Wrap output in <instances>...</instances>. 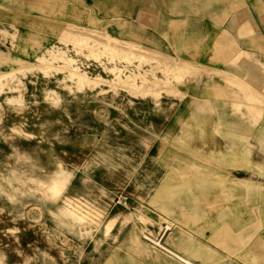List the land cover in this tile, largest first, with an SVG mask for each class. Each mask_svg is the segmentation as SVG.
Returning a JSON list of instances; mask_svg holds the SVG:
<instances>
[{"label": "rangeland", "instance_id": "1", "mask_svg": "<svg viewBox=\"0 0 264 264\" xmlns=\"http://www.w3.org/2000/svg\"><path fill=\"white\" fill-rule=\"evenodd\" d=\"M93 27L187 70L59 82ZM2 71L0 264H264V0H0Z\"/></svg>", "mask_w": 264, "mask_h": 264}, {"label": "bare ground", "instance_id": "2", "mask_svg": "<svg viewBox=\"0 0 264 264\" xmlns=\"http://www.w3.org/2000/svg\"><path fill=\"white\" fill-rule=\"evenodd\" d=\"M108 24H110V22ZM72 25L73 24H71V26ZM87 28H89V26H87ZM99 30L96 29L94 31H99ZM79 31L80 32H73L72 34L74 40L73 46L70 45L59 46L58 44L52 43V45L48 47V50L56 52L58 54L60 53L59 55L63 58V65L61 66V70L63 71V74L58 77L59 82L68 84L69 82L66 81L70 80L78 88H85L88 86L92 87L97 85L101 81H109V80L117 81L123 78L126 79L130 75L136 78L139 77L141 74L146 75L151 71L153 72V70L156 69L152 67L154 64H159L160 65L159 67L166 73V75L169 78H174V80L181 78L184 75L185 71L187 70V69H182L172 75L170 73L172 67H169L167 63H163V61L159 60L158 58L157 53L162 52L160 49H155L148 45H142L140 44V42L139 44L135 43L131 41L130 38H123L114 35L109 30L99 31L98 33L96 32L97 35L93 37L92 36L90 37L89 34L85 33V31L82 32L83 30L82 31L79 30ZM72 48H74L75 52H77L76 55L69 53V50ZM88 52L96 56V59L101 66V69L93 71L92 68L89 65H87V62L83 60L81 61L80 56L82 57L85 55H89L90 53ZM242 52H246V51L242 50ZM37 56L38 59L39 58L40 60L43 59V57H39L40 54ZM140 63H144L146 66L142 67ZM103 73H105L106 76L111 78L110 79L106 78V76ZM0 81H2L3 84H9L10 89L15 90L17 94H19L20 96H22L26 92V85L24 83V80L22 79V76H20L19 74H14V73L12 74L11 72L8 71H2L0 72ZM60 173L61 170L57 172V175ZM55 182H56V178L54 177L50 182L42 181L40 185H45L44 187H48V186L55 187L54 185ZM69 210H70V214L71 213L76 214L77 211L76 208ZM111 221L112 219L108 223L111 224ZM176 255L180 259L186 260V258L183 255L181 254H176Z\"/></svg>", "mask_w": 264, "mask_h": 264}, {"label": "crops", "instance_id": "3", "mask_svg": "<svg viewBox=\"0 0 264 264\" xmlns=\"http://www.w3.org/2000/svg\"><path fill=\"white\" fill-rule=\"evenodd\" d=\"M242 49H244V48H242ZM246 52L248 51L247 49H244ZM236 117V116H235Z\"/></svg>", "mask_w": 264, "mask_h": 264}]
</instances>
